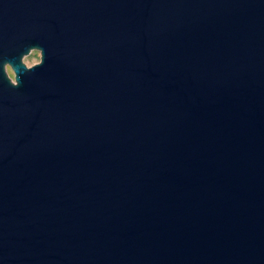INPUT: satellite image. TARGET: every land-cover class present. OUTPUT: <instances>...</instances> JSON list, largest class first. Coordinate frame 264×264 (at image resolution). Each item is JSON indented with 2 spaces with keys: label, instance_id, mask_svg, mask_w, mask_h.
Here are the masks:
<instances>
[{
  "label": "water",
  "instance_id": "1",
  "mask_svg": "<svg viewBox=\"0 0 264 264\" xmlns=\"http://www.w3.org/2000/svg\"><path fill=\"white\" fill-rule=\"evenodd\" d=\"M0 264H264V0H0Z\"/></svg>",
  "mask_w": 264,
  "mask_h": 264
},
{
  "label": "rangeland",
  "instance_id": "2",
  "mask_svg": "<svg viewBox=\"0 0 264 264\" xmlns=\"http://www.w3.org/2000/svg\"><path fill=\"white\" fill-rule=\"evenodd\" d=\"M39 58H40V53H39V50L37 49H32L30 50L29 53L25 54L23 57H22V61L26 64V66H30L36 62L39 61ZM6 72L7 74L13 78V71L12 69L10 68L9 65L6 66Z\"/></svg>",
  "mask_w": 264,
  "mask_h": 264
}]
</instances>
